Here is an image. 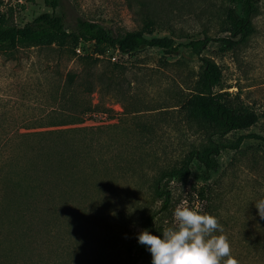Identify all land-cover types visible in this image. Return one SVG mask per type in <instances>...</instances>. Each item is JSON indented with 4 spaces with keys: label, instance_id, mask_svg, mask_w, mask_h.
Here are the masks:
<instances>
[{
    "label": "rangeland",
    "instance_id": "rangeland-1",
    "mask_svg": "<svg viewBox=\"0 0 264 264\" xmlns=\"http://www.w3.org/2000/svg\"><path fill=\"white\" fill-rule=\"evenodd\" d=\"M229 7L238 5L229 0H61L58 11L69 31L77 17L97 22L115 36L151 22L147 36L187 43L229 36ZM49 11L43 0H0V16L17 26ZM251 23L245 41L224 52L214 41L199 54L181 48L174 55L152 47L125 55L114 50L94 54L91 43H81L73 57L55 45H0V151L16 132L45 129L31 124L65 115L60 108L70 89L77 103L87 99L94 104V112L82 115L80 125L113 124L107 130L114 146L110 157H124V165L128 164L127 174L116 169L111 176L113 188L106 194L109 209L82 216L50 214L44 232L33 228L34 262L36 247L43 243L47 264L59 263L55 253L61 252L68 264H126L134 258L140 231L150 232L146 217L152 214L153 223L164 229L172 224L176 205L186 202L218 218L238 264H264V220L254 202L264 197L263 140L245 138L238 149L224 150L219 171L208 180L202 179L194 162L184 181L169 184L170 201L164 210L151 188L159 170L179 167L189 150L206 144L208 130L188 121L179 108L201 72V58L211 60L222 72L215 91L225 92L236 109L258 115L254 125L229 132L220 141L234 144L247 134L264 138V0H259ZM68 72L75 75L71 84ZM85 84H91L88 94L82 92ZM136 186L142 191L137 202ZM1 214L3 234L20 235L23 221ZM151 259L150 255L137 264H151Z\"/></svg>",
    "mask_w": 264,
    "mask_h": 264
},
{
    "label": "trees",
    "instance_id": "trees-1",
    "mask_svg": "<svg viewBox=\"0 0 264 264\" xmlns=\"http://www.w3.org/2000/svg\"><path fill=\"white\" fill-rule=\"evenodd\" d=\"M229 1L238 5V8L229 7L226 12L229 36L175 43L171 37L147 36L145 31L152 25L151 22L140 29L115 36L101 24L77 17L73 30L69 31L65 27L64 15L58 11L61 0H43L50 11L38 14L23 26L8 23L0 16V45L10 48H16L21 43L40 47L55 45L59 51H67L73 57L81 43H91L94 54L114 50L125 55L141 47H152L166 55H174L181 48L199 54L207 43L214 41L224 52L245 41L251 33V19L259 3V0ZM201 61V72L179 108L188 121L208 130L207 141L202 147L189 150L179 167L158 171L151 188L152 197L161 200L162 210L170 201L169 184L184 181L194 162L200 168L202 179L208 180L219 171L220 155L224 150L238 149L245 138L264 141L256 134L240 136L234 144L220 141L229 132L254 125L258 115L236 109L225 99V92L215 91L222 80V72L211 60L201 58ZM66 77L71 84L75 75L68 72ZM90 91L91 84L82 87L83 94ZM77 99L73 90H67L60 108L65 115L46 117L31 124L33 128L45 129L16 132L5 140L0 151L4 154L0 166V211L3 217L16 216L25 226L20 235L13 232L3 234L0 230V264H47L43 243L36 247L37 262L33 260V228L37 226L44 232L46 216L50 214L82 216L109 209L106 194L113 188L112 174L116 169L128 173L124 157H110L114 146L107 130L113 124L81 126L80 117L94 112V104L87 99H80L77 103ZM136 188L137 202L142 191L139 186ZM146 225L151 234L162 238L163 227L153 223L152 214L146 217ZM55 255L60 259L56 264H68L62 252ZM150 255L148 249L137 242L134 258L126 264H137Z\"/></svg>",
    "mask_w": 264,
    "mask_h": 264
},
{
    "label": "clouds",
    "instance_id": "clouds-1",
    "mask_svg": "<svg viewBox=\"0 0 264 264\" xmlns=\"http://www.w3.org/2000/svg\"><path fill=\"white\" fill-rule=\"evenodd\" d=\"M257 215L264 220V197L254 201ZM174 220L164 227L161 236L147 229L137 239L151 253V264H238L218 218L177 204ZM219 233V235H217Z\"/></svg>",
    "mask_w": 264,
    "mask_h": 264
},
{
    "label": "built area",
    "instance_id": "built-area-1",
    "mask_svg": "<svg viewBox=\"0 0 264 264\" xmlns=\"http://www.w3.org/2000/svg\"><path fill=\"white\" fill-rule=\"evenodd\" d=\"M93 118H96V116L95 115H92V120H93ZM92 124L100 125L98 122H95V123L92 122Z\"/></svg>",
    "mask_w": 264,
    "mask_h": 264
}]
</instances>
